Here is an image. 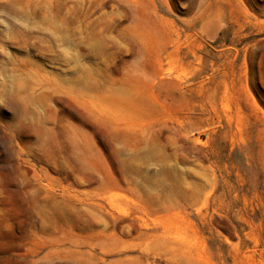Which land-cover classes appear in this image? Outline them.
I'll list each match as a JSON object with an SVG mask.
<instances>
[{"label":"rangeland","instance_id":"1","mask_svg":"<svg viewBox=\"0 0 264 264\" xmlns=\"http://www.w3.org/2000/svg\"><path fill=\"white\" fill-rule=\"evenodd\" d=\"M0 264H264V0H0Z\"/></svg>","mask_w":264,"mask_h":264}]
</instances>
